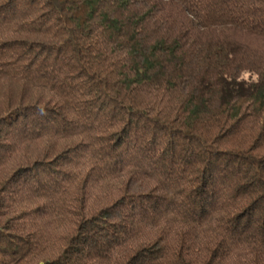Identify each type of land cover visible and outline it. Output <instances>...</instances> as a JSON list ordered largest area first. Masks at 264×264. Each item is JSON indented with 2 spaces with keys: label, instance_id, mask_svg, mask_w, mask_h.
Returning a JSON list of instances; mask_svg holds the SVG:
<instances>
[{
  "label": "trees",
  "instance_id": "trees-1",
  "mask_svg": "<svg viewBox=\"0 0 264 264\" xmlns=\"http://www.w3.org/2000/svg\"><path fill=\"white\" fill-rule=\"evenodd\" d=\"M0 264H264V0H0Z\"/></svg>",
  "mask_w": 264,
  "mask_h": 264
}]
</instances>
